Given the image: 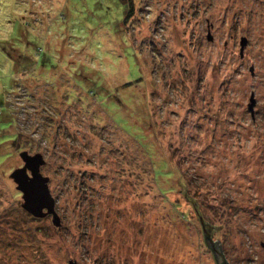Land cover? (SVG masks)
<instances>
[{"label":"rangeland","instance_id":"obj_1","mask_svg":"<svg viewBox=\"0 0 264 264\" xmlns=\"http://www.w3.org/2000/svg\"><path fill=\"white\" fill-rule=\"evenodd\" d=\"M129 5L0 0V264H218L185 189L264 264V0ZM24 150L60 224L22 206Z\"/></svg>","mask_w":264,"mask_h":264},{"label":"water","instance_id":"obj_2","mask_svg":"<svg viewBox=\"0 0 264 264\" xmlns=\"http://www.w3.org/2000/svg\"><path fill=\"white\" fill-rule=\"evenodd\" d=\"M247 42L248 38L246 36H242L240 40L241 55L244 53V47ZM251 71L253 72V67H251ZM255 105L256 99L254 93H252L250 103L248 104V109L251 111L252 116L255 115ZM20 155L25 163L22 167L15 168L11 172V177L17 183V189L23 193V208L35 217H45L48 214H52L54 223L60 224V217L55 209L56 201L52 196L48 185L49 177L41 172V166L46 162L44 156L39 152L30 154L26 150L22 151ZM182 193L193 205L197 215L199 216L203 232L206 235V241L209 243V246L213 248L215 257L218 259L217 263L228 264L220 247L217 246L216 242L213 243L211 241V234L213 233V230H219L222 228V225L214 226L208 223L204 218L202 219L200 217L201 212L198 208V199L191 195H187V189L183 190ZM205 221V226H203ZM262 244L264 246V242ZM69 263L78 264L77 261L74 260H70Z\"/></svg>","mask_w":264,"mask_h":264},{"label":"trees","instance_id":"obj_3","mask_svg":"<svg viewBox=\"0 0 264 264\" xmlns=\"http://www.w3.org/2000/svg\"><path fill=\"white\" fill-rule=\"evenodd\" d=\"M122 1H126V0H122ZM127 1H129L130 2V5H129V10L127 11V14H126V18L128 19L130 16H131V14L133 13V0H127ZM6 43H8V41H6ZM13 48V47H12ZM0 109H1V112H0V116H1V113L3 112V108H2V106H1V104H0ZM1 118V117H0ZM200 217L202 218V216L200 215ZM203 219V218H202ZM204 221V220H203ZM205 223H206V221L204 222V225L203 226H205ZM206 228V227H205ZM218 260V259H217ZM218 264H219V262H218ZM229 264V263H228Z\"/></svg>","mask_w":264,"mask_h":264},{"label":"built area","instance_id":"obj_4","mask_svg":"<svg viewBox=\"0 0 264 264\" xmlns=\"http://www.w3.org/2000/svg\"><path fill=\"white\" fill-rule=\"evenodd\" d=\"M0 112H1V109H0Z\"/></svg>","mask_w":264,"mask_h":264}]
</instances>
